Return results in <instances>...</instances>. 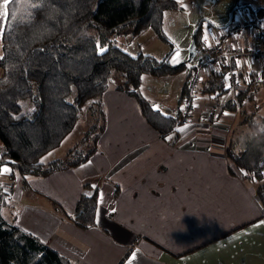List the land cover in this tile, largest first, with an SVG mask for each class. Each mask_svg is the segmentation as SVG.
<instances>
[{"label": "crops", "instance_id": "crops-1", "mask_svg": "<svg viewBox=\"0 0 264 264\" xmlns=\"http://www.w3.org/2000/svg\"><path fill=\"white\" fill-rule=\"evenodd\" d=\"M5 11L0 0V56ZM250 15L260 16L232 20L242 24ZM230 42L254 55L250 69L239 71H264V24ZM186 77L176 89L182 91ZM261 90L256 88L254 98ZM225 93L195 94L189 121L160 135L146 124L135 98L109 87L102 97L106 126L97 152L64 171L25 179L1 164L11 169L0 173L1 214L74 264H119L125 255L122 264H128L133 252L132 264H264V209L255 192L260 182L227 158V126L240 111L232 92ZM209 105L221 109L212 120ZM246 130L242 125L232 135ZM64 144L67 152L74 142ZM58 155L48 162L65 154ZM93 190L104 194L100 214L95 212L93 227L81 229L70 216L79 196Z\"/></svg>", "mask_w": 264, "mask_h": 264}, {"label": "trees", "instance_id": "trees-1", "mask_svg": "<svg viewBox=\"0 0 264 264\" xmlns=\"http://www.w3.org/2000/svg\"><path fill=\"white\" fill-rule=\"evenodd\" d=\"M235 5L246 7L247 3ZM176 8L174 0H10L1 34L0 166L10 164L25 179L48 176L88 160L97 152L105 130L102 97L114 72L123 80L115 87L135 98L146 124L158 134L165 135L180 125L182 109L175 116L162 114L143 96L140 86L144 75L175 73L185 62L172 65L167 56L157 59L141 52L133 56L112 45L113 37L128 30L136 34L147 26L165 38L164 12ZM251 10L264 16V5ZM89 30L94 33L87 34ZM199 31L195 51L202 50ZM102 46L106 48L100 51ZM239 75L246 83L244 91L236 94L241 112L244 97L252 100L256 88L264 84V71L243 70ZM186 79L180 101L197 93L211 97L228 90L222 72L211 70L192 93ZM84 111L93 122L66 157L39 162L61 143ZM247 117L242 120L247 130L229 136L225 150L233 167L260 182L255 192L264 209V118H255L254 113ZM96 199V190L79 196L70 216L75 226L87 229L95 225ZM14 219H6L0 212V264H74L26 233Z\"/></svg>", "mask_w": 264, "mask_h": 264}, {"label": "rangeland", "instance_id": "rangeland-1", "mask_svg": "<svg viewBox=\"0 0 264 264\" xmlns=\"http://www.w3.org/2000/svg\"><path fill=\"white\" fill-rule=\"evenodd\" d=\"M174 1L177 2V0ZM236 2L237 4L247 3V6L240 7L235 5ZM177 4L178 8L164 12L162 29L165 38H161L156 30L150 26L140 29L136 34H133L132 30H128L112 38V45L133 56L141 52L152 55L157 59L167 56L172 65L185 62V67L178 72L160 77L144 75L142 78L141 87L143 89H140V91L143 96L151 103L153 108L160 110L164 115L171 116H175L178 109L185 107L184 101L179 100L181 89H176V87L179 81L198 64L200 58L201 50H198L195 51L191 61L188 59L195 27L199 25V35L204 38L210 30L223 27L230 14L233 15L234 20L239 17L245 18L247 13L253 14L249 12L250 8L257 9L259 6L264 5V0H179ZM93 33L92 30L87 31V34ZM101 48L105 49L106 46L99 47L100 51ZM177 51H179L180 56L173 59ZM120 81H123L122 77L114 72L109 80V87L115 86ZM259 87H261L262 92L257 94L254 99L249 100L244 97L241 101V112L236 115L237 121L233 118L227 126L228 137L234 136L232 132L233 134L239 132L242 125L248 127L246 123L242 122L248 116V113H254V117L258 118L264 112V86ZM223 95L228 96L229 94L224 93ZM208 119H211L209 114ZM92 122L90 114L84 111L82 117L77 120L73 129L63 140V144L41 156L39 162L47 163L49 160L47 157L53 154H60L58 156L65 154L62 157L64 159L67 152L63 151L62 146L65 147V141H72L75 144ZM238 171L240 172V170ZM243 173L249 175L248 172Z\"/></svg>", "mask_w": 264, "mask_h": 264}, {"label": "built area", "instance_id": "built-area-1", "mask_svg": "<svg viewBox=\"0 0 264 264\" xmlns=\"http://www.w3.org/2000/svg\"><path fill=\"white\" fill-rule=\"evenodd\" d=\"M264 24V17H254L250 15L242 24L231 22L227 26L210 30V33L203 38V49L200 53V60L195 69H193L187 79L186 87L192 93L206 79L212 71L222 72L224 74L225 87L232 92L234 99L239 91L241 77L239 68L246 67L250 69V62L254 59L252 51L243 49L238 50L231 45L230 38L236 37L243 33L247 28L251 32H258ZM234 60L235 66L232 64ZM230 85V87H229ZM194 97L185 99V107L180 112V124H185L190 119V111L192 109V101ZM221 113L218 105H209L207 116L214 119ZM0 183V194L2 192Z\"/></svg>", "mask_w": 264, "mask_h": 264}, {"label": "snow or ice", "instance_id": "snow-or-ice-1", "mask_svg": "<svg viewBox=\"0 0 264 264\" xmlns=\"http://www.w3.org/2000/svg\"><path fill=\"white\" fill-rule=\"evenodd\" d=\"M177 2H179V0H177ZM7 4H8V0H4V5H5V7L7 6ZM3 15H4V16H7V11H5V12L3 13ZM102 50H103V49L101 48V51H102ZM179 56H180V53H179V51H177V52H176V55L173 57V59H177ZM0 59H2V57H0ZM229 87H230V85H229ZM167 139H171V137H167ZM49 155H51V153H49ZM41 163H43V161H41ZM88 163L91 164L92 161H88ZM82 167H83V165H82ZM8 172H11V169H9V168H7V167H5V168H3V169H0V173H8ZM91 187L95 189V188H96V185H91ZM103 195H104V194H103L102 191H98V192H97V199H96V205H97V206L102 205V203H103ZM94 210L97 212V217H99V214H100V212H99V208L94 209ZM103 214H104V215H108L109 213L107 212V210H103ZM96 222H99V220L97 219ZM261 223H264V221H262ZM135 258H136V252H133V253L131 254V257L129 258L128 264H132V261H133Z\"/></svg>", "mask_w": 264, "mask_h": 264}, {"label": "water", "instance_id": "water-1", "mask_svg": "<svg viewBox=\"0 0 264 264\" xmlns=\"http://www.w3.org/2000/svg\"><path fill=\"white\" fill-rule=\"evenodd\" d=\"M254 13H256V10H253ZM232 20V14H230V17L228 19V21L226 22V24L224 26H227ZM198 29H199V25H197L193 31V39L191 41V44H190V48H189V60L191 61L194 57V54H195V36H196V33L198 32Z\"/></svg>", "mask_w": 264, "mask_h": 264}, {"label": "clouds", "instance_id": "clouds-1", "mask_svg": "<svg viewBox=\"0 0 264 264\" xmlns=\"http://www.w3.org/2000/svg\"><path fill=\"white\" fill-rule=\"evenodd\" d=\"M233 19V18H232ZM199 60H200V58H199ZM199 62V61H198ZM197 66V65H196ZM196 66H195V68H196ZM195 68H193V69H195ZM192 71V70H191Z\"/></svg>", "mask_w": 264, "mask_h": 264}]
</instances>
